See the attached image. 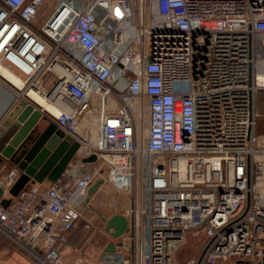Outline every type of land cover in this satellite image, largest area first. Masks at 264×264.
<instances>
[{
  "label": "built area",
  "instance_id": "obj_1",
  "mask_svg": "<svg viewBox=\"0 0 264 264\" xmlns=\"http://www.w3.org/2000/svg\"><path fill=\"white\" fill-rule=\"evenodd\" d=\"M147 2L63 0L43 19L47 0H0V66L23 81L0 71L9 106L38 92L61 109L46 120L80 145L57 181L0 200V239L34 264H66L80 227L115 246L96 264H179L187 234L202 231L185 264H264V0ZM19 175L0 184L6 197ZM98 181L129 199L99 203L127 218L118 238L92 205Z\"/></svg>",
  "mask_w": 264,
  "mask_h": 264
},
{
  "label": "water",
  "instance_id": "obj_2",
  "mask_svg": "<svg viewBox=\"0 0 264 264\" xmlns=\"http://www.w3.org/2000/svg\"><path fill=\"white\" fill-rule=\"evenodd\" d=\"M8 112L0 121V169L14 166L20 175L8 191L6 197L0 186L1 205L8 207L12 198L22 190L35 184H52L66 171L75 160L80 145L66 136L55 123L48 122L42 111L34 103L21 98L9 106ZM93 155L83 162H95ZM102 181L95 183L89 190L92 195L98 190ZM100 218L106 223V231L118 238L128 228V220L124 215L115 214ZM113 243L105 248L104 253L114 252Z\"/></svg>",
  "mask_w": 264,
  "mask_h": 264
},
{
  "label": "crops",
  "instance_id": "obj_3",
  "mask_svg": "<svg viewBox=\"0 0 264 264\" xmlns=\"http://www.w3.org/2000/svg\"><path fill=\"white\" fill-rule=\"evenodd\" d=\"M264 57V56H263ZM262 57V58H263ZM262 60V59H261ZM259 62L260 72L264 73V67ZM12 100V95L0 85V120L3 115L8 112L9 104ZM255 109L258 114L257 121V133L259 136L264 137V89L260 90L256 95L255 100ZM7 111V112H6ZM79 158H75L68 168L74 167L79 162ZM16 167L4 166L0 169V184L4 183L7 178V174ZM35 185H48V184H35ZM34 185V186H35ZM32 186V185H30ZM115 191L109 185H103L98 188L91 196L94 197V202H102L105 200L114 199ZM120 204V202H119ZM112 206V205H110ZM119 206L126 207L128 205L121 204ZM110 214L107 216L110 217L119 213L118 208L111 207ZM120 209V207H119ZM104 216V215H103ZM81 230L75 229L71 232L69 236V242L62 248V255L66 264H74L75 259L78 257L88 258V264H96L99 260L101 254L105 251V248L109 245L111 241H106L104 243L100 240L97 241L96 249H81V244H83L81 239ZM97 238V237H93ZM0 264H34L32 257H30L25 251L14 245L8 239H0Z\"/></svg>",
  "mask_w": 264,
  "mask_h": 264
},
{
  "label": "rangeland",
  "instance_id": "obj_4",
  "mask_svg": "<svg viewBox=\"0 0 264 264\" xmlns=\"http://www.w3.org/2000/svg\"><path fill=\"white\" fill-rule=\"evenodd\" d=\"M61 1H63V0H47L46 6H45L46 15H45V17L43 16V19H46V17H48L54 11L57 4ZM75 1L78 4H81V2H82V0H75ZM147 3H148L147 7L149 8L151 5L149 3V0ZM162 27H163V24L155 25V28H162ZM260 63L262 64V67H264V57L262 60H260ZM5 115H6V113L3 115V117ZM76 158H80V155L77 154ZM114 200L117 203L120 202L121 204L123 203L125 205H129L128 197H126L122 194H119L117 192H115L114 199H112L111 201H114ZM102 204H105V205H102ZM102 204H99V202H92V205L95 209L100 211L104 216H107L108 214L111 213L110 212V210H111L110 206L108 205V203H102ZM78 228L80 229V227H78ZM81 236H82L81 239L83 242V244H81V249H96V248H94V246H96L97 241L100 240L101 242L104 241V243H105L106 241L110 240L109 238H107L103 234H98L95 232H91L88 234H84V232H82ZM94 236L97 238L96 239L93 238ZM206 241H207V237L203 234L202 231L188 233L184 243L180 246V248L178 249V251L175 254L176 261L179 264H185L191 260L197 259L200 255L201 250L204 247Z\"/></svg>",
  "mask_w": 264,
  "mask_h": 264
},
{
  "label": "bare ground",
  "instance_id": "obj_5",
  "mask_svg": "<svg viewBox=\"0 0 264 264\" xmlns=\"http://www.w3.org/2000/svg\"><path fill=\"white\" fill-rule=\"evenodd\" d=\"M0 71H1V73L3 75H5L8 79H10L18 87H22L23 86V81L17 75L12 73L11 71H8L7 69H5L4 67H1V66H0ZM259 79H260L261 83H264V74L263 73H260ZM28 95H29L31 101H33L34 104H36L37 106L40 107V110L42 112L43 111H45V112L47 111V112H49V113H51L52 115H55V116H58L60 114V112H61L60 107H58L55 104L51 103L49 100H47L43 95L39 94L38 92H36L34 90H31ZM92 130H94V128H92ZM95 133L96 132L93 133V138H96V134ZM92 140H94V139H92Z\"/></svg>",
  "mask_w": 264,
  "mask_h": 264
}]
</instances>
